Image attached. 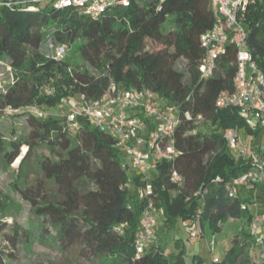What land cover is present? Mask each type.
<instances>
[{
	"label": "trees",
	"instance_id": "trees-1",
	"mask_svg": "<svg viewBox=\"0 0 264 264\" xmlns=\"http://www.w3.org/2000/svg\"><path fill=\"white\" fill-rule=\"evenodd\" d=\"M213 20L211 0H128L95 16L50 3L36 10L0 6V62L18 74L0 95V113L5 107L20 109L28 129L23 141L9 145L0 130V168L2 161L10 164L19 156L23 144L27 149L20 163L36 145L48 148L49 154L36 160L54 183L58 199L49 198L41 182L15 185V189L40 219L42 233L49 234L45 225L50 226L61 248L78 245L82 257L105 256L107 264H202L195 256L186 261L183 248L167 255L161 246L152 245L136 255L135 235L148 199L167 228L177 218L198 217L203 229L208 226L215 233L228 218L251 220L249 211L240 209V202L248 198H230L225 189V183L244 171L251 158L235 156L223 132L238 127L255 135L258 129H251L236 108L215 105L221 91L234 88L233 45L226 44L212 77L201 80L197 71L200 35ZM245 22L248 46L264 76L262 1L249 7ZM48 39L68 47L75 44L88 67L47 57ZM111 80L125 88H148L162 106H172L179 114L174 132L179 154L157 161L156 173L147 179L128 175L125 154L115 139L88 118L79 117L73 128L62 118L25 109L52 107L73 94L98 97ZM187 111L191 118L185 117ZM198 114L203 117L200 123L194 119ZM173 172L180 175L179 181L171 178ZM131 181L135 189L129 193ZM146 183L151 192L139 195ZM258 196L262 208L264 197ZM11 201L0 192V213ZM18 232L16 228L6 236L13 246ZM242 234L239 239L235 235L223 257L212 264H264V260L255 263L249 254L258 248L252 233ZM0 264H4L1 253Z\"/></svg>",
	"mask_w": 264,
	"mask_h": 264
},
{
	"label": "built area",
	"instance_id": "built-area-1",
	"mask_svg": "<svg viewBox=\"0 0 264 264\" xmlns=\"http://www.w3.org/2000/svg\"><path fill=\"white\" fill-rule=\"evenodd\" d=\"M262 1L264 4V0ZM128 0H0V6L20 7L36 10L47 3L56 7L73 6L81 13L95 16L112 5H125ZM256 0H211L214 14L212 26L200 35L202 56L197 64L199 79L206 80L213 76L217 68V59L224 52L226 44L233 45L236 53L234 88L232 91H221L215 99L216 107H234L244 118L246 124L264 136V76L253 59L248 46V30L246 16L249 7ZM46 56L55 59L62 58L68 46L54 39L45 42ZM25 109L39 116H45L37 105H28ZM58 118H62L68 127H76L79 117L88 118L91 123L110 133L116 145L129 157L131 166L144 173V162L148 160L152 167L160 159H172L179 154L175 147L174 132L179 122V114L172 106H162L157 95L148 88H125L110 81L106 89L98 97H86L78 94V100L72 108ZM191 118L190 112L184 113ZM195 122L203 120L202 115L195 116ZM238 127L224 130L223 136L227 146L233 153L246 157L247 146L242 143ZM255 159L249 161V166L237 176L225 183L226 194L230 198L240 196V209L248 210L255 222L260 218L261 198L264 197V149H260ZM173 180H180V175L172 173ZM151 187L148 183L143 188V195H148ZM251 211H254L252 214ZM258 212V211H257ZM156 208L148 199L140 214L139 229L135 235L134 247L136 255H141L153 245L155 240ZM186 226L189 242L197 241L203 234V228L198 217L183 221ZM255 227H251L252 236L264 259V236ZM220 258H214L212 264Z\"/></svg>",
	"mask_w": 264,
	"mask_h": 264
},
{
	"label": "rangeland",
	"instance_id": "rangeland-1",
	"mask_svg": "<svg viewBox=\"0 0 264 264\" xmlns=\"http://www.w3.org/2000/svg\"><path fill=\"white\" fill-rule=\"evenodd\" d=\"M154 47L158 46L154 45ZM62 58L72 62V66L88 67L80 60L75 44L68 47ZM15 75H18L15 70L0 62V95L13 85ZM77 100L78 94H73L52 107L41 106L40 108L44 111L45 116L58 117L57 114L68 112ZM20 111V109L13 110L5 107L0 113V130L7 145L13 141H23L28 131L19 114ZM200 128L204 129L205 126ZM239 134L242 143L248 148L245 156L254 160L256 154H260L259 150L264 149V136L260 132L255 135L246 133L241 128ZM26 149L25 144L21 145L19 156L10 164L2 161L0 168V192L12 200L8 209L4 213H0V253L4 264H107L108 259L105 256L82 257L79 254L78 245L66 249L61 248L53 237L54 230L48 225L45 227H47L49 234L42 233L39 225L40 219L30 210L29 204L19 196L15 185L23 187L41 182L45 186L49 198L57 200L59 195L54 183L43 175L36 160L40 154L48 155V148L43 144L36 145L26 160L20 163ZM235 156L243 157L238 153H235ZM125 161L128 164L127 173L130 177L141 174L139 170L131 166L129 157L126 156ZM149 163L148 160L144 162V173L148 177L156 173V169ZM128 187L129 193L135 189L132 181L129 182ZM260 189L264 190V185ZM137 193L143 194V189H139ZM258 194L260 195V192H257ZM260 200L262 201V199ZM257 211L256 214L260 219L256 222L252 218L249 222H246L245 219L233 220L228 218L222 223L221 229L215 233L208 226H205L202 236L192 243L187 239L186 226L182 219L177 218L174 225L167 228L163 224L162 214L158 212V216L156 211L154 249L161 246L167 255H172L183 248L186 261H190L192 256H195L203 261L202 264H209L214 258L223 257L235 235L239 239L243 237L242 231L251 233V227H255L254 222L259 234L262 233L264 236V207L259 206ZM251 213L253 214L254 211ZM16 228L19 229V240L13 246L7 241L6 236L12 234ZM249 254L255 263L264 260L259 256V248L253 249Z\"/></svg>",
	"mask_w": 264,
	"mask_h": 264
}]
</instances>
